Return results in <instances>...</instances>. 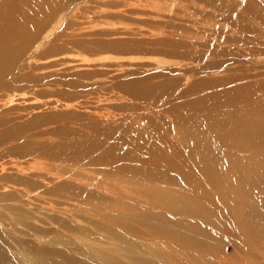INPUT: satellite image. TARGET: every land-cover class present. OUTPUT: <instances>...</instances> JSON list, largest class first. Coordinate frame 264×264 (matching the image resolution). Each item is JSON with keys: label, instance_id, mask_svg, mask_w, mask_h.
<instances>
[{"label": "rangeland", "instance_id": "374dc122", "mask_svg": "<svg viewBox=\"0 0 264 264\" xmlns=\"http://www.w3.org/2000/svg\"><path fill=\"white\" fill-rule=\"evenodd\" d=\"M116 1L118 0H104V2L103 0H89L87 5H90L86 13L83 12V7L77 10L74 9L78 5L81 7L83 2L80 3V0L67 6L57 15L63 16L60 24H57L56 20L59 17L56 16L43 29L36 41L21 47L25 50L22 56L17 57V61L13 63L14 66L12 65L13 67L6 73L0 74V159L1 157L15 159V157L24 154H31L32 156V153H35L33 152L34 149L38 146L41 148L44 146L43 148L46 151L51 150L49 155H52V153L57 154V156L60 155L58 157L61 159L72 157L71 161L76 163L77 167L80 165V169L83 168L84 175L82 178L86 183L97 185H95L94 191L89 190L90 193L95 192L93 198L80 196L75 199L68 190H61L58 194L56 190H53V193L52 190L49 192L45 190H7L3 192L0 190V225L10 230V237L13 236L12 234H22V239L18 244L31 251L35 252L37 248L54 251L45 254V257L50 260L57 259L59 261H57V264H105L101 262V259L108 262V264H264V140L256 141L257 144H255L247 139L254 121L264 117V112L257 108V104L264 101V75H261V73H264V66L259 62L239 60V71L246 74V81L235 79L230 83L228 80H223L224 82L220 81L219 86H216L213 85L215 81H212V84L207 81L209 77L196 80L199 82H192L194 90L192 89L191 92L186 93L184 99H176V102L175 100L169 101L170 104H175L173 106L167 105L164 108L159 106L158 99L163 97L162 93L158 91L157 95L151 94V98L155 101H152L151 106H139L132 102L131 104L138 107H121V101L113 99L116 91L145 101L147 96L150 95L145 93L147 91H144L143 86L149 82L141 83L142 92L138 91L137 86L131 88L129 82H126L123 88L116 89L115 92L105 90L101 87V85L103 86L101 80L102 78L106 80L105 77L109 75L112 77L116 74L115 76H117L118 73L113 72L114 68H111L112 70L109 68L107 75H101L100 70L84 78L73 77L70 81L71 84L77 83L76 87L67 85L63 92L60 89L59 93L52 96L36 94L43 101H46L47 97H55L69 102L73 105L72 109H65L61 106L60 108L44 107V104L41 103V109L33 110L32 104L21 102L22 100L19 99L20 102L10 106L4 105L8 96L13 93L21 92L25 88H31L33 85L43 82L56 83L58 81L57 75L39 76L44 72L49 73L50 69L37 68L35 62L31 64L26 62L28 61L27 58L34 54L35 61L49 56L56 55L59 57L66 53H73L71 54L73 56L68 55L66 58L62 56L64 61L78 60L83 53L90 57H98V54L100 56L106 54L126 57L127 53V57L131 55H158L157 57L171 58L162 51H154L150 47H146L139 52L120 51V48L115 44L111 49L112 42H105V45L108 43L107 46H110V48H107L102 40H110L113 37L103 36L104 38H102V35L98 36L99 34H95L99 38L95 35L94 37L89 36L92 40L96 37V43L90 45V47L76 42L78 36L72 35L74 34L72 28L85 27V30L81 31L95 32L101 30V25L108 22L118 25L131 23L128 18L110 14L112 9H117L118 5L126 4L128 0H119V3ZM101 9H107L108 11L103 10V13H101ZM101 19L107 23H100L102 22ZM108 20H111V22ZM75 22H81L82 24L80 23L79 26ZM100 37L102 38L101 41ZM72 41L74 42L72 43ZM141 52H147V54ZM257 60H264V56L261 55ZM220 64L209 63L204 70L209 72L219 71L231 66L233 62L228 61L223 66ZM240 76L239 74L235 77ZM96 78H101L100 83ZM227 78L232 79V77ZM60 79L65 86L68 79L63 76ZM93 79L97 81V84H94ZM169 94L170 90L166 95ZM107 98L109 99L107 100ZM27 100L29 101L28 98ZM55 103V101L49 102L47 106ZM190 103L193 106L191 110L187 108ZM153 106H157L159 110L151 111ZM188 112H190L189 115H194L198 119L197 127L205 128L207 135L218 139L214 147L215 153L218 152V155H216L217 165L214 169L221 174L229 173L227 190H211L208 182L201 176L199 177L202 179L198 178L197 175L192 176V173H189L192 171L183 168L185 172L188 171L186 175L183 170L174 166L178 163L181 164L176 159L173 161L164 158L158 159L153 158V153H145L146 144L149 145V143H152L151 140L157 137L160 123L164 124L168 117L177 114L187 116ZM245 120L250 122H245ZM141 123L146 125L138 129L136 126ZM125 125L130 128H126ZM2 134L4 136H1ZM261 135L264 134L261 132L258 136ZM95 142L99 143L101 147H94V150L91 149L85 156L70 151L74 147L81 148L83 144L90 145ZM21 144H26V146ZM128 147L135 151L133 157H130L129 152L131 150H128ZM112 151L120 152L114 162L105 156L107 153L110 156ZM228 154L230 155L227 156ZM93 156H95L94 160ZM128 160L130 163L127 162ZM163 160L165 161L162 162ZM225 164L228 165V168ZM138 167H143L144 172L137 171ZM105 170L108 172L106 173ZM117 170L121 172H116ZM114 172L123 175L124 179L135 177L146 180L147 178L152 183L159 180L157 183L160 184L163 181L164 185L167 182L165 189L170 190H158L157 186V190H153V192L155 194L164 192L169 196L172 194L173 196L171 195L167 199L170 202L169 205L158 200L153 208L151 203L145 200L148 193L143 192L144 190H138L137 187H134L131 183H126L125 180L119 181L115 176L111 178ZM182 172L185 175H182ZM162 173L163 176H161ZM103 184L113 186L110 188L115 186L118 190H102L101 186ZM18 191L24 193H18ZM27 192L32 199L23 196ZM127 193L129 194L127 195ZM212 193L216 196L211 195ZM121 195L127 196L126 199L122 198L124 201L120 199ZM130 195L131 197H129ZM182 195L186 196L192 206L186 205L187 200L185 199L184 202ZM100 196L106 199L103 200ZM20 197L27 202L35 203V206H42L43 204V206L51 208L49 214L57 216L58 220H64L63 223H67V225L71 226L73 224L76 226L80 224L81 226L84 225L85 229L86 226L90 227L91 231L88 230V234H93L91 240L93 243L89 244L88 247L91 253L80 252L75 244L77 243L75 240L82 239L79 234L80 230H73L71 234L64 233L65 230H60V227L63 226L59 225L56 220L46 219L40 215H37L36 219L32 220L33 222L26 220L25 217H17V210H13L10 206H13L14 201ZM159 198L166 197L159 195ZM79 201H85L86 203L81 206ZM146 202L147 204H145ZM168 206L177 208L170 209L167 208ZM43 208L40 211L47 210ZM88 211L94 215L95 219L93 215L90 216V220L80 217ZM138 213L145 217L150 214H157L165 218L168 223L182 222L181 225L195 226L206 232L209 238H213L215 244L214 246L210 244L211 252L209 254V247H202L201 251L190 246L182 248L175 244L174 240L171 241L170 238H158V233L155 234L156 238L154 240V236L149 237L150 226L144 225L143 229L142 227L134 229L130 226L131 223H134ZM9 217L13 220H7ZM2 227L0 226V264H26V259H23L18 252L17 243L8 239L10 237L7 236L4 232L5 229ZM12 228L18 233H15ZM34 232L41 233L45 239L43 241L33 240L30 237ZM25 234L27 236H24ZM46 240L51 242H46ZM153 240L156 243L153 244ZM83 243L85 245V241ZM192 251L193 254H191ZM28 256L31 257L32 255L28 253ZM45 257L44 253H36L33 259L37 264H47Z\"/></svg>", "mask_w": 264, "mask_h": 264}, {"label": "bare ground", "instance_id": "6f19581e", "mask_svg": "<svg viewBox=\"0 0 264 264\" xmlns=\"http://www.w3.org/2000/svg\"><path fill=\"white\" fill-rule=\"evenodd\" d=\"M78 1L79 0H0V74H4L8 70H10L11 67L14 66L13 63L17 61V57H19L20 55L22 56V53L25 50L21 49L22 46H27L30 43L32 44L34 41H36L41 32H43V29H45L48 24L52 22V20L55 19L63 9L67 8V6L71 4L73 5ZM82 2L83 4L81 5V7L78 5L74 9L77 10L83 7V12L86 13L90 5H87L89 3V0H80V3ZM116 2L119 3V0ZM126 2V4L118 5L117 9H112V11H110V14L122 16L126 19L128 18L131 20V23L118 25L109 22L107 23L106 21H103V19H101L102 22L99 21L100 23L104 22L107 24H102L101 30H97L95 32L81 31L85 30V27H70L72 28V31L74 33L72 35L78 36V40H76V42L84 45H89L90 47V45L92 46L96 43V37L92 40L89 36L92 35L94 37L95 34H99L98 36L102 35V38L113 37L110 40L107 38V40H102V42L104 41V45L105 42H112L111 49H113L114 44L115 46L120 48V51L129 50L132 52H139L146 47H150L154 51H162L163 53H165V55L170 56L171 58L157 57L158 55H131L127 57V53L126 57L122 55L118 56L106 54L103 56H100V54H98V57H90L83 53L84 55L81 54L78 60L64 61L62 56H64V58H66V56L68 57V55L72 57L73 55L71 54L73 53H61L62 55L59 57L55 55L35 61L34 54L33 56L28 57V61L26 62L30 64L32 62H35L37 68L46 70L50 69L49 73H45L43 71L44 73L40 74L39 76L48 77L50 75H57L58 81L56 83L43 82L37 85H33L31 88H25L21 92H16L15 94L13 93L8 96V98L4 102V105L10 106L16 102H20L18 101L19 99L22 100L21 102L32 104V106L34 107L33 110H37L38 108L41 109V103L44 104V107L60 108L61 106L65 109H72L73 105L69 102L63 101L61 99H56L55 97H47L46 101H43L41 100V98L37 97L36 94H45L52 96L56 93H59L58 91L60 89H62L63 92L67 85L76 87L77 83L71 84L72 82L70 81L73 77L84 78L87 75L99 72L100 70L101 75H107V73H109V68H114L113 72L115 71V73H118L117 76H115L116 74L114 73L115 75L112 74V77L110 75V77H105L106 80L102 78V80L104 81H102L101 78H96L98 79L97 81L101 80V83L103 84V86L101 85V87L105 90L108 89L112 90V92H115L116 89L119 90L120 88H123L124 84L126 82H129L131 83V88L137 86L138 91L142 92L141 83L149 82L148 84L143 86L144 91H147L145 93L147 95H150L147 96L145 101L116 91V95H114L115 97L113 99L121 101V107H138L137 105L151 106L153 102H155L151 98V94L157 95L158 92H160L162 93L163 98L158 99V101L160 102L159 106H162L164 108L167 105L173 106L175 104H170L169 101L175 100L176 102L178 99H184L186 93L191 92L193 89L192 82H199L196 80H202L211 77L210 79L208 78L207 81L209 83L215 81L213 85L216 86H219L220 81L224 82L228 80V82L230 81V83L235 81V79H242L243 81H246V74L242 71H239V60H243L244 62L257 61L262 66H264V60H257L261 55L264 56V0H128ZM103 10L104 9H101V13H103ZM83 12L82 14H84ZM106 15H108V13ZM57 17H59V19L56 20L57 24H60L63 16L60 17L59 15ZM117 18L119 19V17ZM108 21L111 22V20ZM120 22L122 23V20ZM75 23L77 25L78 22ZM80 23L81 22L78 23L79 26ZM57 24H55V26H57ZM66 35L68 34L66 33ZM46 38L48 37L46 36ZM102 38L100 37V41ZM73 42L74 41H72V43ZM97 44L99 43L97 42ZM107 44L105 46H107ZM108 47L110 48V46H107V48ZM107 48L105 49V51L107 50ZM141 53L147 54V52ZM228 61L233 62V64L219 71L209 72L204 70L205 67L209 65V63L218 65L219 63H221L220 65L223 66L227 64ZM239 74L241 75L240 77H235ZM60 75L68 79V82L65 84V86L61 82ZM261 75H264V73H261ZM227 77H232V79ZM97 81L95 80L94 84H97ZM169 90L170 94L166 95ZM193 93H195V91H193ZM27 98L29 99V101L27 100ZM108 99L109 98H107V100ZM149 99L150 101H148ZM52 101H55L56 103L47 106V103ZM132 102H135L137 105L131 104ZM187 108L191 110V108H193L192 103H190ZM257 108L264 112V101L259 102L257 104ZM154 110H159V108L157 106H153V109L151 111ZM189 113L190 112L187 113V116L183 114L170 116L167 118L164 124L160 123L158 135L155 139L151 140L152 143H149V145L146 144L147 148L145 150V153H153V158L158 159L164 158L167 160L170 159V161L176 159L177 162L180 161L181 164L178 163L174 166H177L180 170L183 171L184 169L188 168V171H192L189 172L192 173V176L197 175L198 178H203L205 181H207L211 190H227L229 173L221 174L218 170L214 169L217 165L216 155H218V152L215 153L214 147L217 144L218 139L211 138L209 135H207L208 133L205 132V128L203 129L201 127H197L198 119L194 115H189ZM247 121L249 120H245V122ZM145 125V123H141L136 127L140 129L145 127ZM245 126L247 125L245 124ZM128 127L129 126H126V128ZM261 132L264 134V117H260L254 121L253 128L248 132L247 139L257 144L256 141L264 140V135L258 136L259 134H261ZM1 136L4 135L2 134ZM21 145L26 146V144ZM96 146L101 147L99 143L95 142L94 144L90 145L83 144L81 145V148L74 147L70 151H72V153L85 156L91 149L94 150V147ZM43 147L44 146H42V148L40 146L36 147L33 151L35 153H32V156L31 154H24L19 157H15V159H4L1 157L0 190H2L3 192L7 190H45L46 192H49L52 190V193L53 190H56L57 194L61 190H68L72 194V197H74L75 199L80 196H83L84 198H93V194H95V192L93 191L95 190L97 185L95 184V186L93 183H86L84 178H82V176L84 175L82 170L83 168L81 167L82 169H80V165H78L77 167L76 163L71 161L72 157L63 158L62 156L63 159H61L58 157L60 155L57 156V154L53 153L52 155H49L51 153V150L46 151ZM131 149L132 148L128 147V150ZM129 154L130 157H133V155H135V151L131 150ZM119 155L120 152L112 151L110 152V156L108 153L105 156L110 160L112 159L114 162V159L118 158ZM229 155L230 154H228L227 156ZM166 156H168L169 158H167ZM92 158L94 160L95 156H93ZM164 161L165 160H163L162 162ZM127 162H129V160ZM225 165L228 168V165ZM187 170L186 172L184 171L186 175L188 174ZM118 171L119 170H117L116 172ZM137 171L144 172L143 167H138ZM116 172L111 175V178L112 176H115V178L119 181L125 180L127 181L126 183H131L134 187H137L138 190H144L143 192L148 193L145 200L151 203L152 207L157 203L158 200L163 201L166 205H169L170 202H168L167 199H169L172 194L169 196L164 192L158 194H155L153 192V190H157V186L158 190H170L165 189L167 182L164 185L163 181L160 184L157 183L159 182V180H157L155 183H152V181H148L147 178L146 180L138 179L135 177H127V179H124L123 175ZM228 172L230 171L228 170ZM183 174L184 173L182 172V175ZM161 176H163V173ZM199 176H201L202 178ZM110 187L113 186H105L103 184V186H101V189L118 190L115 188V186L114 188ZM89 190H93L92 193H90ZM18 193L24 192L18 191ZM128 194L129 193H127V195ZM159 195H163L166 198L160 199ZM211 195L216 196L214 193H212ZM23 196H28L29 199H32L28 192L27 194H23ZM126 197L127 196L121 195L120 199H126ZM129 197H131V195ZM182 197L184 198L185 202L186 196L182 195ZM101 198L103 200L106 199L104 197ZM37 200L38 198L36 199V201ZM122 200L124 201V199ZM186 200V205L192 206V203H190L188 199ZM80 203L81 206H84V203L86 202L79 201V204ZM145 204H147V202ZM42 207L47 209V212L40 211ZM10 208H12L13 210H17V217H25L26 220H29L31 222H33L32 220L36 219L37 215H40L46 219H54L58 222L59 225L63 226L60 227V230H65L64 233L67 234H71L73 230H80V233H78L80 234V238L82 239L75 240L77 241V243L75 244L76 246H78L77 248L80 249V252H84L85 254L91 253V250L88 247L89 244L93 243L91 241L93 239V234H88V230H90V227L86 226L85 229V226H81L80 224L76 226L73 224H71V226L67 225V223H63L64 220H58L57 216L49 214V209L51 208L45 207L43 206V204L42 206H35V203L31 201L27 202L22 197L15 200L14 205L10 206ZM167 208L173 209L177 207L168 206ZM78 210L82 211L79 208ZM52 212L53 211L51 210V213ZM18 213H20L21 216ZM91 215L93 214L88 211L87 213L84 212L80 217L90 220ZM7 220L12 221L13 219L9 217L7 218ZM89 220L88 222H90ZM181 223L182 222L168 223L165 218L160 217V215L157 214H150L149 216L145 217L138 213L134 223H131L130 226H132L134 229H138L139 227H142L143 229L144 225H148L150 226L149 237L152 238V236H154V240L156 238L155 234L158 233V238H170L171 241L174 240L176 242L175 244L182 248H184L185 246H190L195 250L201 251L202 247H209L208 253L210 254L211 246H214L215 244L213 238H209L206 232L199 228H196L195 226L181 225ZM13 224L15 225V223ZM0 226L2 227V225ZM4 232L8 237H10V230L5 229ZM14 232L18 233V231L16 230H14ZM12 235L13 236L8 239L12 240V242L17 243L18 247H16L18 248V252L22 255L23 259H26V264H37L33 259L36 253H44L45 257V254L54 252L47 249L40 250V248H37L35 252L31 251L30 249L23 247V245L18 244L22 239V234L20 235L19 233ZM24 236L27 235L25 234ZM30 238L37 241H43L45 239L41 235V233L35 232ZM154 240L152 241L153 244L156 243ZM47 241L51 242L49 240H46V242ZM84 241L85 245H83ZM28 253L32 256L29 257ZM191 254H193V251L191 252ZM45 259L47 261V264H57L59 262L57 259L50 260L46 257ZM101 262L108 264V262L102 259Z\"/></svg>", "mask_w": 264, "mask_h": 264}]
</instances>
